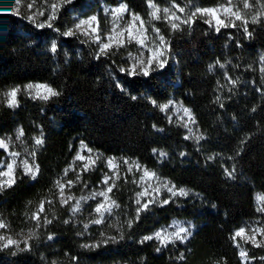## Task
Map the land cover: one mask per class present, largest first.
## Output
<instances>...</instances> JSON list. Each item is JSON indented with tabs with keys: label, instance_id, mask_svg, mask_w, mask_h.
Wrapping results in <instances>:
<instances>
[{
	"label": "trees",
	"instance_id": "16d2710c",
	"mask_svg": "<svg viewBox=\"0 0 264 264\" xmlns=\"http://www.w3.org/2000/svg\"><path fill=\"white\" fill-rule=\"evenodd\" d=\"M100 1L117 2L72 0L42 26L0 7V90L30 81L53 89L47 98L18 94L15 107L0 104V134L19 127L37 165L33 179L18 171L0 190V220L10 232L35 231L23 249L1 247L0 264H243L233 231L245 219L264 220L253 198L256 191L264 194V16L247 22L246 31L242 24L215 30L201 18L172 30L157 20L167 60L140 73L128 70L121 49L100 52L82 35L66 33L73 13L94 12ZM122 1L148 24L146 0ZM215 63L239 75L238 85L247 82L220 106L216 89L224 74ZM171 95L194 113L204 134L199 143L185 139L162 114L159 104ZM79 140L104 155L135 159L199 196L131 209L116 237L86 246L56 199L57 180ZM155 149L166 157L158 159ZM47 199L50 217L36 226L34 213ZM173 217L196 224L183 245L140 240ZM248 250L254 264L264 263V248Z\"/></svg>",
	"mask_w": 264,
	"mask_h": 264
},
{
	"label": "rangeland",
	"instance_id": "374dc122",
	"mask_svg": "<svg viewBox=\"0 0 264 264\" xmlns=\"http://www.w3.org/2000/svg\"><path fill=\"white\" fill-rule=\"evenodd\" d=\"M72 0H0V7L22 15L37 25H50L57 11ZM149 22L130 10L124 1L111 4L100 1L98 8L87 15L72 14V24L66 33H77L95 44L98 51L122 50V58L131 72L147 73L161 68L167 60L168 43L154 22L163 19L172 30L190 25L194 19H203L211 28H234L264 16V0H222L214 5H201L196 0H146ZM260 73L264 74V60H260ZM224 74L216 89L215 102L219 106L233 97L235 90L244 82L240 76L231 77L225 72L226 65L215 63ZM214 64H212V67ZM53 93L50 85L41 81H30L22 87L13 86L0 90V104L15 107L18 94L31 98H47ZM166 120L183 130L188 141L197 144L204 134L197 124L191 108L178 97L171 95L159 104ZM40 139L36 137L35 143ZM0 190L12 184L16 174L33 179L37 173L32 150L23 139L22 131L15 128L11 134H0ZM158 159L166 157L162 150L155 149ZM91 174L99 177L93 180ZM126 198L122 206L118 199ZM199 195L184 186L174 184L135 159L104 155L79 140L77 147L56 183V199L67 211V220L79 229L82 244L90 245L116 237L121 225L129 217L131 209L136 213L152 206H161L177 199H195ZM254 203L257 213H264V194L256 191ZM191 200V201H192ZM50 200L42 202L34 213L36 226L47 221L50 212L45 207ZM196 224L190 218L173 217L168 223L159 225L140 237L141 241H153L158 247L168 244L183 245L194 231ZM34 229L13 233L0 220V248L23 249L27 246ZM234 244L243 264H254L249 247L264 248V220L260 217L245 219L233 231ZM259 259L261 257L259 256ZM264 264V263H262Z\"/></svg>",
	"mask_w": 264,
	"mask_h": 264
}]
</instances>
